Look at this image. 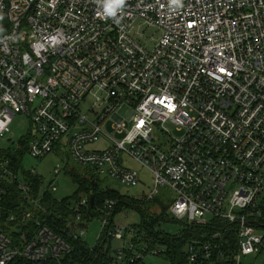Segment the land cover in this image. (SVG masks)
Segmentation results:
<instances>
[{
    "label": "built area",
    "instance_id": "obj_1",
    "mask_svg": "<svg viewBox=\"0 0 264 264\" xmlns=\"http://www.w3.org/2000/svg\"><path fill=\"white\" fill-rule=\"evenodd\" d=\"M104 3L0 0V138L22 113L32 157L64 148L93 175L126 185L139 180L126 159L146 168L152 186L143 200L166 188L173 220L214 226L186 243V264H243L242 256L264 255V233L256 230L264 227V0H124L113 16ZM101 134L108 146L88 148ZM5 139L0 264H61L69 239H82L95 217L101 232L89 248L106 251L108 264H145L144 253H163L138 241L133 224L115 222L114 200L91 205L83 192L70 201L61 232L54 230L46 201L56 186L41 195L27 183L24 170L36 171L22 167L21 139ZM13 182L8 207L5 185ZM114 238L126 246L112 254L105 244Z\"/></svg>",
    "mask_w": 264,
    "mask_h": 264
},
{
    "label": "rangeland",
    "instance_id": "obj_2",
    "mask_svg": "<svg viewBox=\"0 0 264 264\" xmlns=\"http://www.w3.org/2000/svg\"><path fill=\"white\" fill-rule=\"evenodd\" d=\"M154 29H148L147 33L151 34ZM124 109L120 111L123 113ZM110 121L105 125L103 132L107 134L111 132L110 129ZM10 131L4 136V138H0V148H7L10 145V141H7L5 138L10 137L13 141H18L21 137H24L27 131L31 128L28 118L22 114H16L10 123ZM101 134L99 139H97L94 143L89 144L87 147L90 149H104L108 146L106 135ZM114 138H120L122 133H114L110 135ZM126 163L136 169L138 171V182L134 185H126L121 183L119 180L104 177V176H94L98 181L99 186L101 188L110 187L126 198H134L136 200H141L142 196H145L149 193V190L152 186V176L151 173L144 167L140 166L137 162L126 159ZM22 167L25 169H33L36 171L37 178L40 180L39 192L42 195L46 192L47 185L49 183L56 186L54 191H49L48 194L51 197L61 200L71 198L78 192L77 183L74 180L71 172H76L83 174L84 176L92 175L91 172L87 171L88 169L84 166L77 164L73 161V159L68 155L67 151L62 148H56L53 152L47 154L42 158H35L29 155L28 153H24L22 155ZM60 165L61 171L58 174H54V167L56 165ZM233 185L228 184L227 190L228 194H230L233 189ZM173 195L166 188H161L160 193L155 197V201L163 206H167L172 201ZM229 195H227V199ZM209 215H205L204 218H209ZM115 222H118L122 226H129L132 224H138L140 222V213L138 210L123 206L120 208L119 213L114 217ZM155 225L156 230H162L169 235H175L177 232L186 228V225L181 221H175L169 216L167 213L160 217ZM100 225L101 218L95 217L91 221L87 223L85 226L84 233L82 234V239L89 246H93L97 235L100 234ZM257 232L264 233V227H258ZM110 244V252L113 254L118 249L126 246V241L123 239H111L110 242L107 241L105 245ZM160 247V246H159ZM162 247V246H161ZM160 247V248H161ZM164 248V246L162 247ZM185 247H183L184 249ZM143 261L145 264H171L170 260L164 257L163 254H156L153 251H148L143 255ZM241 262L243 264H264V255L250 254L247 256L241 257Z\"/></svg>",
    "mask_w": 264,
    "mask_h": 264
},
{
    "label": "trees",
    "instance_id": "obj_3",
    "mask_svg": "<svg viewBox=\"0 0 264 264\" xmlns=\"http://www.w3.org/2000/svg\"><path fill=\"white\" fill-rule=\"evenodd\" d=\"M26 138L21 137L20 143L22 148L18 151V154L22 155L25 153V140ZM12 164L14 169L17 168V162L19 161L14 156H11ZM74 180L77 183L78 192L71 198L73 200L79 192H83L89 199L93 197V204L95 206L101 205L104 200L112 199L115 201V206L112 210V216H116L119 213L120 208L123 206L132 207L139 211L140 213V222L138 224H133L137 230L138 234L135 235V238L138 237V241L145 240L148 243V248L154 247L156 245L164 246L163 254L164 257L170 260L171 264H186L187 258L185 254L186 243L189 242L192 238H203V233H210L214 226H195L191 225L188 228H184L175 235H169L168 233L162 230H156L155 224L156 221L166 214L167 206L159 204L155 199L152 200H136L134 198H126L121 195L116 190L110 187L101 188L98 181L95 179V175L84 176L83 174L71 172ZM24 179L30 185L37 187L40 185V180L37 178L36 174H31L29 171L23 172ZM15 182L6 183V188L8 189V195L4 197V204L9 207L11 203L16 198V189ZM48 200L46 201L47 207L52 211L53 218H47L46 222L53 227L57 232H61V226L65 223L67 218H70L71 211L69 209V203L71 200L61 199L60 201L51 197L48 194ZM91 207V206H90ZM89 207V208H90ZM90 211L91 208H90ZM60 215L61 217H58ZM92 215H96L95 212H92ZM65 219V220H64ZM89 219L88 221H90ZM221 226H226L229 223L225 222H216ZM143 235L141 238L140 236ZM69 242L72 246L70 254H66L61 264H67V260L70 259V262H78V264H108L106 260V251L97 246L93 249L89 248V245L83 241V239H69ZM106 250V249H105Z\"/></svg>",
    "mask_w": 264,
    "mask_h": 264
},
{
    "label": "clouds",
    "instance_id": "obj_4",
    "mask_svg": "<svg viewBox=\"0 0 264 264\" xmlns=\"http://www.w3.org/2000/svg\"><path fill=\"white\" fill-rule=\"evenodd\" d=\"M172 3L179 4V0H171ZM124 4V0H105L104 13L107 16H113L118 7Z\"/></svg>",
    "mask_w": 264,
    "mask_h": 264
},
{
    "label": "water",
    "instance_id": "obj_5",
    "mask_svg": "<svg viewBox=\"0 0 264 264\" xmlns=\"http://www.w3.org/2000/svg\"><path fill=\"white\" fill-rule=\"evenodd\" d=\"M90 204H93V197H90Z\"/></svg>",
    "mask_w": 264,
    "mask_h": 264
}]
</instances>
